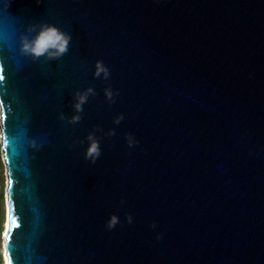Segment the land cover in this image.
Instances as JSON below:
<instances>
[{
  "label": "water",
  "instance_id": "95a60500",
  "mask_svg": "<svg viewBox=\"0 0 264 264\" xmlns=\"http://www.w3.org/2000/svg\"><path fill=\"white\" fill-rule=\"evenodd\" d=\"M3 3L0 143L14 260L264 264V0ZM40 22L72 36L57 60L17 52L18 35ZM97 60L107 79L93 76ZM88 86L81 119L61 120ZM106 87L118 91L111 102ZM93 131L94 164L81 143Z\"/></svg>",
  "mask_w": 264,
  "mask_h": 264
},
{
  "label": "clouds",
  "instance_id": "9594fccd",
  "mask_svg": "<svg viewBox=\"0 0 264 264\" xmlns=\"http://www.w3.org/2000/svg\"><path fill=\"white\" fill-rule=\"evenodd\" d=\"M10 0H4L3 7L7 9L9 7ZM72 36L69 32L59 28L57 25L47 22L31 23L28 24L24 32L18 35L17 40V52L20 56L28 57L31 60H39L44 58L46 60H57L62 57L65 53L69 51V44ZM110 75L108 67L101 60L95 61L93 76L99 77L101 79H107ZM105 97L110 102L114 100L115 95L118 91L113 90L110 87L104 89ZM89 95H95V90L93 87L88 86L84 89H77L72 94V114L70 116H65L64 113L59 114L61 120H67L69 123L78 122L81 119V112L83 111V105L87 101ZM124 118L123 113L117 114L113 118L114 124H119ZM105 135H114V129H109ZM0 140H2V128H0ZM86 143L84 150V159L88 160L90 163H95L101 155L100 148V137L96 135V132H89L85 136L81 143ZM126 142L131 148L138 141L135 139L134 134H126ZM29 146L33 148H39L40 145L35 141L30 139ZM8 170L6 167V161L3 155L2 143H0V192L3 194V199L7 200V189L9 185ZM128 222H132V218L129 215L126 217ZM119 222L118 217L115 214H110L105 221V226L108 229H112ZM7 227V221L5 216L0 215V245L3 244L2 234ZM150 227H155L153 223ZM159 239V236L157 237ZM4 264V261H2Z\"/></svg>",
  "mask_w": 264,
  "mask_h": 264
},
{
  "label": "snow or ice",
  "instance_id": "6c2138e0",
  "mask_svg": "<svg viewBox=\"0 0 264 264\" xmlns=\"http://www.w3.org/2000/svg\"><path fill=\"white\" fill-rule=\"evenodd\" d=\"M4 79H5V77L3 75V69H2V66H0V81H2ZM2 107H3V101H0V108H2ZM3 143L6 145L8 143V139L5 138L3 140ZM12 184H13V181L11 179H9L8 189H11ZM8 219L11 221V226L13 228L18 227L17 220H16L15 216L12 215L11 211L8 214ZM2 240H3V244L0 245V247H2V250H3L4 264H18V260H14V258H13V249H12L11 236L9 233V225L8 224H7L5 231L2 234Z\"/></svg>",
  "mask_w": 264,
  "mask_h": 264
},
{
  "label": "rangeland",
  "instance_id": "374dc122",
  "mask_svg": "<svg viewBox=\"0 0 264 264\" xmlns=\"http://www.w3.org/2000/svg\"><path fill=\"white\" fill-rule=\"evenodd\" d=\"M0 213H1V215L5 216V204H4L3 194H2L1 201H0ZM2 261H3V259H2V248L0 247V264H2Z\"/></svg>",
  "mask_w": 264,
  "mask_h": 264
},
{
  "label": "trees",
  "instance_id": "16d2710c",
  "mask_svg": "<svg viewBox=\"0 0 264 264\" xmlns=\"http://www.w3.org/2000/svg\"><path fill=\"white\" fill-rule=\"evenodd\" d=\"M1 198H2V193L0 192V201H1ZM0 215H1V213H0Z\"/></svg>",
  "mask_w": 264,
  "mask_h": 264
},
{
  "label": "bare ground",
  "instance_id": "6f19581e",
  "mask_svg": "<svg viewBox=\"0 0 264 264\" xmlns=\"http://www.w3.org/2000/svg\"><path fill=\"white\" fill-rule=\"evenodd\" d=\"M5 210H6V207H5ZM7 224H8V222H7ZM2 255H3V250H2Z\"/></svg>",
  "mask_w": 264,
  "mask_h": 264
}]
</instances>
